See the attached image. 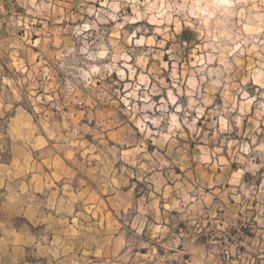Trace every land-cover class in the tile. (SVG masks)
Segmentation results:
<instances>
[{"label":"rangeland","instance_id":"rangeland-1","mask_svg":"<svg viewBox=\"0 0 264 264\" xmlns=\"http://www.w3.org/2000/svg\"><path fill=\"white\" fill-rule=\"evenodd\" d=\"M0 264H264V0H0Z\"/></svg>","mask_w":264,"mask_h":264},{"label":"trees","instance_id":"trees-1","mask_svg":"<svg viewBox=\"0 0 264 264\" xmlns=\"http://www.w3.org/2000/svg\"><path fill=\"white\" fill-rule=\"evenodd\" d=\"M184 33H186V35H185V39H186L187 41H190V40H191V37H190V36H187V30H186Z\"/></svg>","mask_w":264,"mask_h":264}]
</instances>
